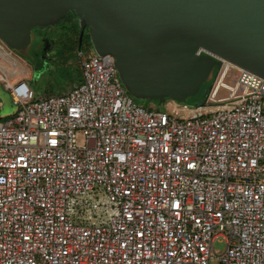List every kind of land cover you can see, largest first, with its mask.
I'll return each instance as SVG.
<instances>
[{
	"label": "built area",
	"instance_id": "1",
	"mask_svg": "<svg viewBox=\"0 0 264 264\" xmlns=\"http://www.w3.org/2000/svg\"><path fill=\"white\" fill-rule=\"evenodd\" d=\"M219 61L188 119L136 105L108 54L34 102L5 78L0 264H264V79Z\"/></svg>",
	"mask_w": 264,
	"mask_h": 264
},
{
	"label": "water",
	"instance_id": "2",
	"mask_svg": "<svg viewBox=\"0 0 264 264\" xmlns=\"http://www.w3.org/2000/svg\"><path fill=\"white\" fill-rule=\"evenodd\" d=\"M68 12L137 98H204L219 59L264 79V0H0V42L24 55Z\"/></svg>",
	"mask_w": 264,
	"mask_h": 264
},
{
	"label": "rangeland",
	"instance_id": "3",
	"mask_svg": "<svg viewBox=\"0 0 264 264\" xmlns=\"http://www.w3.org/2000/svg\"><path fill=\"white\" fill-rule=\"evenodd\" d=\"M77 29L80 31L79 17L69 12L60 20L40 27L37 31L43 37V41L30 46L24 55H16L0 44V121H4L17 111L5 86V78L10 83L23 79L33 92L32 102L60 95L81 80L79 61L96 52L86 36L82 38L81 43L79 36L77 42L76 40L68 42L71 31ZM60 38L64 40L60 41ZM117 78L120 81L118 75ZM225 83L232 85V81L228 79ZM220 94L226 95V92L221 91ZM130 97L136 105L147 110L172 114L182 119H188L207 107L202 100L196 99L188 103L177 101L175 106L172 98L161 100L137 98L131 94ZM214 105L212 104V107ZM213 248L216 254H220L224 249V243L215 241Z\"/></svg>",
	"mask_w": 264,
	"mask_h": 264
},
{
	"label": "trees",
	"instance_id": "4",
	"mask_svg": "<svg viewBox=\"0 0 264 264\" xmlns=\"http://www.w3.org/2000/svg\"><path fill=\"white\" fill-rule=\"evenodd\" d=\"M69 13V12H68ZM73 13V12H72ZM40 28H36V29H34V30H39ZM89 28H86L85 29V31H84V33H83V37L84 36H86L88 39H89ZM78 36H79V29H77V30H74L73 32L71 31V35H69L68 36V42H74L75 40H76V42H77V40H78ZM82 37V38H83ZM64 39H61L60 38V41H63ZM66 40V39H65ZM89 41H90V39H89ZM75 42V43H76ZM80 63H81V61H79V66H80ZM80 74H81V67H80ZM81 81V80H80ZM79 81V82H80ZM208 91H209V88H208V90H207V93H208ZM206 96H207V94H206ZM206 96L204 97V98H197L196 100H202V102L204 103V101H205V98H206ZM192 99H194V98H191L190 100H192Z\"/></svg>",
	"mask_w": 264,
	"mask_h": 264
},
{
	"label": "flooded vegetation",
	"instance_id": "5",
	"mask_svg": "<svg viewBox=\"0 0 264 264\" xmlns=\"http://www.w3.org/2000/svg\"><path fill=\"white\" fill-rule=\"evenodd\" d=\"M33 32L35 33V35H36V37H37V41L35 42V43H33V44H35V45H38V44H40L41 43V41H43V37L41 36V35H39V33H38V31L37 30H33ZM0 44H2L1 42H0ZM33 44H31L30 46H32ZM3 45V44H2ZM6 48V47H5ZM30 48V47H29ZM6 49H8V48H6ZM9 50V49H8ZM29 50V49H28ZM15 54V53H14ZM17 55V54H16ZM219 65H220V63H219Z\"/></svg>",
	"mask_w": 264,
	"mask_h": 264
},
{
	"label": "crops",
	"instance_id": "6",
	"mask_svg": "<svg viewBox=\"0 0 264 264\" xmlns=\"http://www.w3.org/2000/svg\"><path fill=\"white\" fill-rule=\"evenodd\" d=\"M3 68H6V67L3 66Z\"/></svg>",
	"mask_w": 264,
	"mask_h": 264
}]
</instances>
